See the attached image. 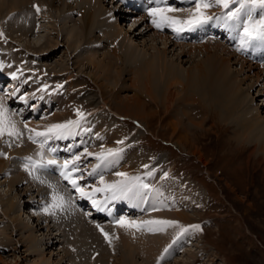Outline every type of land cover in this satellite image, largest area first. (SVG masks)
Returning a JSON list of instances; mask_svg holds the SVG:
<instances>
[{
	"label": "rangeland",
	"instance_id": "rangeland-1",
	"mask_svg": "<svg viewBox=\"0 0 264 264\" xmlns=\"http://www.w3.org/2000/svg\"><path fill=\"white\" fill-rule=\"evenodd\" d=\"M63 2H65V0H63ZM69 4H71V2ZM101 5H103V7L101 6L102 8L100 9L104 10L103 12L105 13V17L111 15V20L114 23L112 22L110 26H112L113 28L115 25H118L117 27H119V29L115 28L117 29V31H120L121 28L122 30H126V32H128V35H130L133 44H135L136 49H138L137 47H139V52L142 47H145L146 49L153 48L155 49V51L164 47L167 51L166 57L168 59H171L175 62V64H178L185 68L189 66L192 61V55L189 57L187 54H183L182 50L175 46L177 44L169 43V40L166 37H159V35L153 33L152 31H149L145 34L144 32H142V28L137 27V25L133 24V22H125L124 19H126V17L124 18V16L118 13V10L120 9L117 6L113 5L111 1L103 0V3ZM110 6L112 7L110 8ZM7 9L9 10V8H6V10H0V17H3V15L7 12ZM26 9H29V5H26L25 11H27ZM64 10L65 9L63 7V9H61V14H63ZM58 13H55V16ZM69 18L75 20V22H73L72 20V23H75L77 25L80 24L79 17H73L70 15ZM130 18L131 17H128L129 21ZM3 20L1 22H3ZM59 20L61 22V18H59ZM72 23H68L67 25H71ZM42 24L46 28L49 27L48 21H44ZM58 25L59 23L57 21L52 29H56L58 32ZM50 26L52 25L50 24ZM45 27L44 29L46 30ZM56 30H53V32L49 34L50 36H48V38L46 37V39L47 43L49 41H53V44L54 41H59L60 46L58 47V50L55 52V54H53V56L46 57L45 54L43 58H47L48 60L46 61L40 59L38 63H40L41 65L44 64L50 68V71L48 73V76L50 77H53L56 74L55 72L58 71L61 66L72 67L75 70L74 72H78V75L73 77L72 79L80 84L79 86L81 87L79 88H82L79 89L77 87L76 91H74V94L79 95L81 93L83 96H85L88 93H93L98 95V90L92 81L94 72L90 65H87L86 61L83 62L84 64L82 63L78 66L74 64L79 63L78 59H76V54H78L77 52H80L81 50L73 53L66 46H63L66 39L62 37H65V33H62L58 37V40H56ZM37 33L38 32L36 31L33 36L37 35ZM46 34V32H43L41 33L39 38H32L33 36H31L29 37L30 39L26 36V38H23L22 41H20V38L16 37V35L14 34L13 38L20 44L16 45L17 47L26 49V47H23L21 45L37 41L40 43V45L43 43L41 49H45V47L43 46L45 45L44 42H46V39L41 36H46ZM151 37L154 38L151 39ZM2 41H5V39L2 38ZM93 41L98 43L95 46H98L97 49H101L102 51L109 53V46H106L105 39L93 37ZM99 43H102V45H100ZM2 44L4 43L2 42ZM8 47L11 48L10 45ZM1 48H3V46L0 44V49ZM127 48L128 45L127 47L126 45H124L122 59H124L125 64L128 63L129 59L132 57V54H127ZM99 53H101V51H99ZM83 54L84 53H82V57L86 55L84 54L83 56ZM101 55H103V53H101ZM138 55L140 54H137L136 56ZM178 55L180 56V58H177ZM196 58L199 59V56H196L195 59ZM9 59L11 60L12 58ZM42 61L44 63H41ZM11 62H13V59L11 60ZM3 63L5 64V62ZM13 63L18 65L15 62ZM34 63L35 62H33V64ZM120 65L117 64L116 66L120 67ZM239 65L240 64H238L237 61L232 60V67L230 68L231 71H237L240 68ZM18 67H20V65H18ZM134 67L131 66L130 68ZM53 69H55V72ZM80 70L82 73L79 72ZM245 70H248L247 67L245 68ZM257 71L258 69H254L246 75L250 78L255 75ZM61 73L62 72H57L58 75ZM122 78L123 82L121 81L122 83L120 82L116 89H118L119 92L120 90L122 91L123 88H127V91H124L122 93L120 91L119 94L121 95V97H128L130 94L134 95L135 91L137 94H140V98L144 99V94L142 93L143 90L139 92V90L135 88L132 89L128 85V77L125 76ZM243 78H245V75H241V79ZM41 79H46V77H41ZM55 80V82L52 81L51 83L55 86L56 90H59L58 94L62 96L60 97L62 98V101H64V98L68 99L69 96L66 92V89L68 88L66 76L59 75ZM244 80L245 82H243L244 84H242V88L248 95L251 107H253L254 112L260 114V116L264 119V81H261L260 79L258 82H253L251 78ZM111 84L113 85L114 82L111 81L110 85ZM116 89H113V91H115ZM129 90L131 91V93L129 92ZM114 93H106L107 95L105 97V100H108L107 104L105 106L100 104L95 109H92L91 112H87L85 114V117L82 119L83 121L81 120L79 128L87 130L88 128H90V124H94V122H97L99 120L103 122L105 121L104 125L101 126L106 128L107 131L116 130L118 133H121L120 127L122 126L124 129H126L127 132L130 133L129 136L133 134L131 131L133 129L135 130L136 128V133L132 136V140L134 141L133 146L136 147L137 150H141V152L146 156L152 157L153 160L157 161L161 165L160 167L162 169L169 168L170 171L167 169V171H169V179L176 183L172 184L171 182H168L165 179V174H162L160 171L155 170V177L154 179H152L154 182L150 180L152 182L150 196H148L147 203H145L146 215L142 211H140L139 213L141 214H139L138 219L135 218L133 221L129 222L131 224L130 227H120L123 229L109 228V233H111L112 237L109 244H104L97 236L94 235V238L97 241V246L98 248H100L99 252L102 259L104 261H108L109 264H115L116 258L120 254V250H122L124 246L128 247V245H130V243L132 242L133 244L135 243L134 245L136 247L138 246V248L148 249L147 242H145L146 235L151 233L150 229H153L155 225H146L144 223L146 222L144 218L149 216L150 213L154 211L156 212V210L157 212L161 211L159 212V215L171 213L172 211L176 210L178 211L179 209L175 208V205L177 204L175 203V201H173L174 199H172L169 191L172 190L173 187L177 188L179 185L183 187L195 188L199 192H201V198L196 199L195 202H191V200H189L190 198H188V201L186 202L182 199H180V202H178V204L180 203L184 206H187L185 207V212H181L179 210L180 213H182L189 220L192 219L191 223H188L187 225L182 224V226L180 227L182 228L188 226L189 224L199 225V229H193L196 231V237L194 243L192 242L193 245H197V247H199L196 250V252L198 253V257L190 260V264H264V154H262L261 151L258 150V146L255 149V147L252 146V143L247 142V139L245 140L242 138H237V136H235L233 133V130L235 128V126L232 125L233 120L230 121V123H228V121H223L220 117V112L217 111L215 107H213V105L209 106L207 104V107L205 106V108L198 105L196 110H194L193 108L192 111L190 110L192 109L191 106H182V108L180 106L179 108L176 107V109H178L177 112L175 110V106H172L169 113L170 115H166L165 109L161 104L145 101V105L147 104L145 112L149 116L143 119V123V121L135 122L133 120L123 118L121 119L116 117V111H118L119 109L115 102L117 100L115 99L116 97L114 96ZM197 101L198 99H196V102ZM60 102L61 100H59V103ZM79 103H82L81 100H79ZM63 107L61 106L59 112L63 113L65 111ZM174 111L176 112V114H174ZM182 112H185V114L186 112H189L190 114L188 113V116L184 117L182 116ZM98 115L104 117L102 118L103 120L100 119L101 117L98 118ZM177 118L179 119V121H177ZM69 120L70 118H68V121ZM93 120L96 121L93 122ZM123 120H128L133 123H131L130 126L126 127V125L122 122ZM117 122H119L120 127ZM174 129L178 130L174 132ZM104 132L106 131L104 130ZM86 139L88 142L92 141L91 139ZM20 140L21 139L17 138L14 146H17L18 141ZM130 141V137L125 140L126 146L130 144ZM0 149L3 150L5 148L0 147ZM21 149L23 148L21 147L20 150ZM132 149L130 151V155L128 152V156L124 157L123 162L126 163V167L128 166V160H132V157H136L135 154L140 157H144V162L146 161L147 164H154L153 162H151V158L147 159L145 155H142L139 151L136 152V150L132 151ZM11 151H16V149L13 148ZM11 151L8 152L10 153ZM89 151L90 150H88V152ZM11 155L15 154L10 153L9 156ZM9 159L12 162L14 161L12 156L8 157L7 160ZM89 159H91V157ZM126 167H124L123 172H125ZM145 168L146 167H143L142 172L137 173L138 175L133 176L143 175ZM157 168L158 167H156V169ZM167 171L165 173H167ZM13 176L16 177L15 174ZM9 178L4 175L0 176V202L2 203L1 206L3 204L5 205L14 201L15 204H18H16V207L20 208L18 210L23 209L24 205L26 207L29 206L27 210L33 209L34 207L29 201L36 200V198L34 199L33 197L40 194L36 193V187L32 186L31 188V190L34 191L35 194L32 196L30 195L32 194L30 190L31 185L28 187V184H25L23 182V184L20 183L18 186L14 185V188H12ZM24 180H26V177L24 178ZM154 193H157L156 196L161 195L157 198V202L160 201L159 199H161V197H165L167 199V201H162L165 203L164 209L153 206V204L156 202ZM183 197L186 198L185 194H183ZM134 201L135 200H133V202ZM168 205H172V207L170 209H166ZM3 207L2 209H4ZM15 211L16 210L14 209V212H8V217H6L5 219L1 216L0 213V227L1 225H4L6 229H9L10 222H12V220L19 216V214L21 213L20 211ZM22 219L25 220L26 223L30 224V222H28L29 220L25 218V215ZM33 219L35 221L37 218ZM33 219H31V221H33ZM158 220L162 219L160 218ZM133 222L137 226H132ZM139 224H141V228H138ZM31 226H33V224ZM50 227H53V225ZM18 228L19 227H17V229ZM39 228L40 227L38 226L31 229L29 234H24L23 230H19L16 235L14 234L11 237L14 242L11 243H16V247L14 246V248L17 249V251L12 252L1 249L0 257L2 258V261H0V264H41L43 260H47V258H49L51 264H62L63 262H65L63 264H70L68 262L69 258L65 257L66 248L64 247V245H62V242H60L57 246L56 244L51 246V243L57 242V237L52 234L55 226L54 228H50V232L48 233V235H45L47 233V231H45L47 230V228L44 227L42 228V230H38ZM27 235L33 236V242L35 240L34 243L38 246L37 250L44 251V258L37 259L35 254H31L29 251H26V248L24 247L25 244H23V242H25L24 237ZM52 238H55V240H53ZM16 241H19L20 244H22H18L17 246ZM191 241L192 240H190V242ZM142 242H144V244ZM126 243H128V245H125ZM184 247L188 248L185 245ZM50 252L51 254H49ZM54 253L56 256H53ZM177 256L179 257L180 255ZM173 257L175 258V256ZM173 257L166 258L165 260L160 261H162V264H168L173 261ZM61 258H64V260L58 262ZM152 264L156 263L153 262Z\"/></svg>",
	"mask_w": 264,
	"mask_h": 264
},
{
	"label": "bare ground",
	"instance_id": "bare-ground-1",
	"mask_svg": "<svg viewBox=\"0 0 264 264\" xmlns=\"http://www.w3.org/2000/svg\"><path fill=\"white\" fill-rule=\"evenodd\" d=\"M68 1L69 0H65V2H63V0H0V10H6V8H9V10L7 9V12L3 15V17H0V21H2L3 19L5 20H3L2 23L5 24L7 30H9L10 32V35L14 34L16 35V37L20 38V41H22L23 38H26V36L28 38L33 36V34L36 33L34 31L37 30V35L33 36L32 38H39L41 33L46 32V36H41L46 39V37L48 38V36H50L49 34H51L53 30H56L52 28L58 21L59 25L57 26L58 32L56 30V40H58V37L62 33H65L66 38L62 37L66 39L63 46H66L73 53L81 50L80 52H77V57L75 56L76 59H78L79 63L74 64L78 66L86 61V64L90 65V67L93 69L94 74L92 77V81L98 90V95L88 93L87 95L83 96L80 92V94L78 93L79 95H75L74 91H76L77 87L79 88L81 86H79L80 84H78L72 78L77 76L78 72H74L75 70L72 67L61 66L60 69L56 72V68L53 69L56 74L53 77H50L48 76L50 68L44 64L41 65L40 63H38L40 59L46 61L48 60L47 58H43L45 54L46 57L53 56V54H55V52L58 50V47L60 46L59 41H54L53 44V41L49 40V42L47 43L46 39V42H44L45 45L43 46L45 47V49H41L43 43L40 45V43L37 41L31 43L29 42L21 45L23 47H26V49L19 47V53H13L9 57H7V59L12 58L13 62L20 65V68H25L31 73H36L42 78L46 77L50 82H55V79H57L59 75L66 76L68 85L66 92L69 97L68 99L64 98V101H62V98L57 97L58 106L60 107L59 109H61V106L63 107L64 105L63 108L65 111L63 113H58V111L55 112L46 123L50 125L65 123L66 121H68V118H70V120H76L77 118H79L77 116V110L82 112L85 117V114L87 112H91L92 109H95L100 104H102L103 106L107 104L108 100H105V97L107 95L106 93L109 92L111 94L115 92L114 96L117 100L115 102L118 109L121 110L116 111V117L121 119L123 118L133 120L135 122L143 121V119L149 116L145 112L147 105H145V101L161 104L165 109L166 115H170L169 113L172 106H175V110L177 112L178 109H176V107L179 108L181 106L182 108V106L187 107L188 105L192 107V109H190L192 111L193 108L194 110H196L198 105L205 108V106L208 104L209 106L213 105V107H215V109L220 112V117L223 121H228V123H230V121L233 120L232 125L235 126L233 133L235 136H237V138H242L245 140L247 139L248 143H252V146H254L255 149L258 146V150L261 151L262 154H264V119L260 116V114L254 112V109L253 107H251V103L248 99V95L242 88V84H244L243 82H245L244 79L247 80L251 78L253 82H258L260 79L261 81H264V69L260 70L256 66L247 65L244 61H240L238 58L233 57L232 54H228L227 52H225L223 48H221L217 44L201 47L188 46L187 44H177L175 46L180 48L183 54L185 53L189 57L192 55L191 63L185 68L183 66L175 64V62L171 59H168L166 57L167 51L164 47H162V49H158L157 51H155V49L153 48L146 49L145 47H142L139 52V47H137L138 49H136L135 44H133L132 39L130 38V35H128V32H126V30H122L121 28L120 31H117V29H119V27H117L118 25H115L113 28L112 26H110V24H112L113 22L111 20V15L109 14L110 16L105 17V13L103 12L104 10L100 9L103 7V5H101L103 3V0H71V4H69ZM33 2L38 3L43 9L41 13L42 15L40 17L41 22L37 23L38 20H35L34 25L31 23L30 27L25 28L22 26V22L18 23V17L23 16L24 21L27 20L26 15H23V13H25L26 5L32 4ZM63 7L65 10L63 11V14H61V9H63ZM58 11L60 14L58 13ZM72 12L73 14L74 12H78L81 14V17L79 18V25L72 23V20L73 22H75V20L69 18V14H71ZM10 13L12 15H8ZM15 13L17 14L16 18ZM55 13L58 14H56L55 16ZM118 13L123 16V13L120 10H118ZM59 18H61V22ZM44 21H48L49 27L46 28L42 24ZM36 23L38 24V29ZM68 23L72 24L67 25ZM50 24L52 26H50ZM133 24L136 25V23L134 22ZM140 26L142 27V32H144L145 34L151 31L149 27L144 26L142 23H138L137 27ZM44 27L47 31L44 29ZM1 36H3L2 38L5 39V41H8L6 35L3 34ZM93 37L105 39L106 41L108 39L107 43L106 41L105 43L106 46H109V53H106L101 49H97L98 46H95L98 43L93 41ZM152 38L154 37H151V39ZM168 42L174 44L170 40ZM124 45H126V47L128 45L127 54H132L129 62L126 64L124 63V59H122ZM11 46L13 48L17 47L16 45L10 44V47ZM99 51H101L103 55H101ZM82 53L86 55L84 56L83 54L84 57H82ZM137 54L140 55L136 56ZM196 56H199V59H195ZM177 58H180V56L178 55ZM232 60L237 61V63L240 64V68L235 72H232L230 69L232 67ZM22 61H24V64ZM33 62L35 63L33 64ZM117 64H121L120 67H117ZM126 66L128 69L126 68ZM131 66L135 67L130 68ZM246 67L248 69L247 71L245 70ZM254 69H258V71L255 73V75L249 78L246 74ZM57 72L62 73L58 75ZM79 72H81V70ZM241 75H245V78L241 79ZM125 76L128 77V85L132 89L135 88L139 90V92L143 90L142 93L144 94V99L140 98V94H137L135 91L134 95L130 94L128 97H121V95L119 94L121 90L118 92V89L116 88L122 81V77ZM111 81L114 82L113 85H110ZM113 89L116 90L113 91ZM130 90L129 92L131 93ZM124 91H127V88H123L121 93ZM196 99H198L197 102ZM59 100H61V104L59 103ZM79 100H81L82 103H79ZM176 112L174 111V114H176ZM188 113L186 112L185 114V112H182V116L186 117L188 116ZM97 117H101L100 119L104 118L99 115ZM96 120H93V122ZM177 121H179V119ZM97 122H100L98 123V125L101 126L104 125L105 121L103 122L99 120ZM94 125L96 126V124ZM100 126L96 127L97 131L98 129H100ZM177 130L178 129H174V132H176ZM105 131L106 132H104V135L107 134L115 137V135L118 134L116 130ZM83 138L86 139V136L84 135ZM16 140L17 138L13 139L12 141L7 140L5 144L9 146V149L7 147H3L5 148L3 149V151L8 152L15 148L16 152L11 151L10 153L16 154L17 152H19L20 150L18 151V149L22 147L24 141L20 140L18 141V145L14 146ZM20 143H22L21 146ZM26 147L27 149L29 148V146ZM135 156L136 157H132V160H128V166H125V172H127L131 176L138 175L137 173L142 172V168L145 167V165L149 164H147L146 161L144 162V157H140L136 154ZM7 159L8 157L0 159V176L4 175L8 178L10 177L9 181H11L10 185L12 188H14V185L18 186L20 183L23 184L24 182L25 184H28V187L31 185L30 190L32 186H35V191H37V194L40 193L39 195H42L43 192H45L43 187L39 185L37 181L30 179L24 172L20 170V165L17 162H12L10 159ZM152 165L153 164L150 163L151 167ZM8 173H10V176L8 175ZM14 174L16 175V177L13 176ZM25 177L26 180H24ZM31 193L32 194L30 195H35L34 191L32 190ZM169 193L171 194L172 199H174L173 201H175L176 204L180 202V199L186 202L188 201V198H190L189 200H191V202H195L196 199L201 198V192H199L197 189L179 185L177 188L173 187V189L170 190ZM156 194L154 193L156 202L153 204V206L164 209L165 203L162 201H167V199L165 197H161V199H159L160 201L158 200L159 202H157V198L161 195L156 196ZM183 194H185L186 198L183 197ZM29 202L32 201L30 200ZM1 204L2 203L0 202V213L4 219L8 217V212H14V209L17 212L20 211L23 214L20 213L19 216H17L12 220V222H10L9 229H6L4 225H1L0 250L4 249L5 251L12 252L17 251V249L14 248V246L16 247V243H11L14 242L11 237L14 234L16 235L19 230H23L24 234H29L30 230L33 228L39 226L40 228L38 230H42V228L45 227L47 228V230H45L47 231L45 235H48V233L50 232V228H54L55 226L52 234L54 233V231L58 230V232L60 233L58 235H54L55 237H57V242L51 243V246L55 244L57 246L60 242L64 241V246L66 248L65 257L69 258L68 262L70 264H109L108 261H104L102 259L99 252L100 248H98L97 246V241L94 238V234L91 232L92 229L89 227V224L82 222L81 219H77L78 225L75 222L65 225L63 227L62 233L60 227L56 228V225L50 227L49 224L54 223L52 221H43L44 224L47 223L45 225H43L38 218L34 221V219L27 212V208L29 206L26 207L24 205L23 209L18 210L20 208L16 207L17 203L15 204L14 201L5 205L3 204L2 206ZM2 207L4 209H2ZM171 207L172 205H168L166 209H170ZM142 212L146 215L145 208L144 210H142ZM159 212H157L156 210V212L154 211L150 213V215L144 219L146 221H151L161 218L162 220L164 219L177 221L179 222L178 226L167 227L164 228L163 231H151L150 234H147L145 242H147L148 249L138 248V246L136 247L134 245L135 243L133 244V242L130 243V245L126 243L125 245H128V247L124 246L123 249L120 250V254L116 258L115 264H152L153 262L157 264V261L158 259H160L161 254L164 252V249L169 247V245H172V247L169 249V252L165 254L163 260H165L166 258H172L173 256H175V258L173 257V261L168 264H190V260L198 257V253L196 252V250L199 247H197V245L191 246L189 245V243L187 245L185 244V246H187L188 248H181L183 244H181V241L178 240L179 232L181 229L180 226H182V224L187 225L188 223H191L192 219L189 220L188 218H186L182 213H180L179 210L172 211L171 213H167L164 215H159ZM24 215L25 218L29 220L27 221L30 222V224L26 223L25 220L22 219ZM31 219H33V221H31ZM32 224L33 226H31ZM138 226V228H141V224H139ZM17 227L19 228L17 229ZM160 227L162 226L155 225L153 229ZM52 239L55 240V238ZM62 239L63 241H61ZM24 240L25 242H23V244H25L24 247L26 248V251H29L31 254H35L37 259L44 258V251L37 250L38 246L35 245V240L33 242V236L27 235L24 237ZM174 240H176V243H173ZM16 242L18 246L20 242ZM142 243L144 244V242ZM49 254H51V252ZM177 255H180L181 257H178ZM53 256H56L55 253ZM63 260L64 258H61L58 262H61ZM0 261H2L1 257ZM41 264H51V261H49V258H47V260L44 259ZM160 264H162V261H160Z\"/></svg>",
	"mask_w": 264,
	"mask_h": 264
},
{
	"label": "snow or ice",
	"instance_id": "snow-or-ice-1",
	"mask_svg": "<svg viewBox=\"0 0 264 264\" xmlns=\"http://www.w3.org/2000/svg\"><path fill=\"white\" fill-rule=\"evenodd\" d=\"M159 2V0H158ZM195 4V9L192 11L191 15L186 19H180L178 17L170 16L168 13L179 11L175 7H155L151 8L148 12L149 16L153 17L152 23L158 29H163L164 27H170L173 31L180 33L186 29L190 30L195 27H199L203 24L208 23L210 20H223L224 26L228 28H239L243 27V31L239 33L241 49L245 46L252 44L253 41L260 40L264 41V0H214L215 5L222 7L227 10L223 16H211L206 14V10L213 7V0H192ZM238 4L239 7H230V5ZM36 10L39 11L37 6ZM257 9L261 10V18L259 20H254L252 13ZM246 17V18H245ZM0 35H3L0 33ZM15 78V73H13ZM7 109L4 104L0 102V136L7 134L8 136H20V133L15 125L10 121L7 116ZM77 120H69L65 123L52 124L43 131H36L34 129H28L29 133H34L29 135L28 139L33 143H37L36 137H42L43 140L40 142V147L42 151L37 155L41 157L40 160H33L32 157H27L29 163L25 164V169L32 171H38L46 169L49 165L56 164L55 159H49L46 162L43 159V149L47 145L48 140L64 139L68 136L76 134L75 129L80 127V122L84 118V114L77 110ZM123 143V141H119ZM49 152H54L56 149L49 147L47 149ZM121 150L108 149L107 151H101L99 153H87L88 156H95L98 163L93 168V173H97V169H105L110 167L118 158ZM80 156H74L72 160L66 159L61 169V176L64 180L68 181L72 188L75 189L80 195L91 196L92 194L98 192L110 193V197L106 199H130L134 200L137 198H143L146 195V190L149 189V185L145 183L139 176H129L126 172H116L115 175L119 178L112 182H106L102 174L100 175L99 184L100 187L92 189V194L85 192L83 186L79 183L80 179H83V174L80 173ZM147 167V165H145ZM89 173V175L93 174ZM152 173H148L151 175ZM166 175V174H165ZM43 182V181H42ZM64 202V197L60 195L57 191L52 193V203L45 207V213L49 212V209L62 208ZM93 204L96 205L97 201L93 200ZM117 223L121 227L129 226L127 221L119 220ZM146 225H160L162 227L150 229L151 231H163L164 228L178 226L177 221L172 220H151L144 222ZM132 226H136L133 222ZM189 229H199V225H190L188 228H181V234L186 233ZM105 239H108V234L104 233ZM176 243V240L173 241ZM172 245L164 249L161 254L160 259L157 264H160V260H163L165 254L169 252Z\"/></svg>",
	"mask_w": 264,
	"mask_h": 264
}]
</instances>
